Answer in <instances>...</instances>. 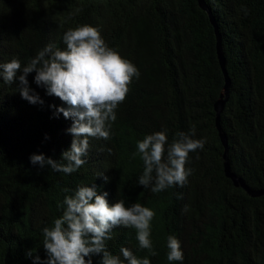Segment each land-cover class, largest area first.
<instances>
[{
	"label": "trees",
	"instance_id": "trees-1",
	"mask_svg": "<svg viewBox=\"0 0 264 264\" xmlns=\"http://www.w3.org/2000/svg\"><path fill=\"white\" fill-rule=\"evenodd\" d=\"M204 2L208 11L198 0H0V61L15 56L24 64L48 42L62 48L68 28L89 24L99 25L109 47L140 73L117 106L109 139L90 138L88 162L71 175L28 162L32 153L55 160L68 148L71 121L48 107L62 102L32 83L34 73L27 79L43 107L0 83V264H31L24 252L32 248L43 258L41 229L60 214V188L91 183L108 192L109 203L125 199L154 211L151 264H168L169 234L180 241L182 264H264V194L250 196L224 168L228 162L248 189L264 191V0ZM219 101L225 102L218 128ZM161 128L169 140L194 128L206 142L189 153L185 185L152 194L136 186L142 162L131 153L137 140ZM105 243L116 255L121 246L148 255L131 229H114Z\"/></svg>",
	"mask_w": 264,
	"mask_h": 264
},
{
	"label": "clouds",
	"instance_id": "clouds-1",
	"mask_svg": "<svg viewBox=\"0 0 264 264\" xmlns=\"http://www.w3.org/2000/svg\"><path fill=\"white\" fill-rule=\"evenodd\" d=\"M71 15V13H70ZM62 48L48 42L22 64L13 56L0 61V83L13 86L19 97L29 105L44 106V100L29 85L44 91L45 96L57 97L63 106L49 105L53 117L70 120L65 129L71 136L67 149L58 159L44 153H32L28 162L39 169L71 175L88 162L89 139L108 140L117 106L125 99L129 85L139 78V70L114 48L109 47L99 25H77L68 28L61 37ZM45 135V139H47ZM204 137L195 138L194 128L187 133L176 132L168 139V130L145 134L135 142L131 158H139L142 170L136 186L152 194L187 183L192 169L189 153L203 149ZM104 183L109 178L98 172ZM62 199L55 206L60 213L50 226L41 229L43 258L37 249H26L24 256L31 264H151L156 256L151 239L154 211L139 202L126 203L118 199L109 203L108 192L100 191L94 183L79 184L74 189L61 187ZM180 195L177 194V199ZM134 232L137 249L148 255L138 256L131 247L121 246L119 254L111 253L106 241L112 239L116 228ZM165 259L168 264H182L181 244L174 234L165 239Z\"/></svg>",
	"mask_w": 264,
	"mask_h": 264
},
{
	"label": "water",
	"instance_id": "water-1",
	"mask_svg": "<svg viewBox=\"0 0 264 264\" xmlns=\"http://www.w3.org/2000/svg\"><path fill=\"white\" fill-rule=\"evenodd\" d=\"M198 3L202 9L208 11V8L206 7L204 0H198ZM211 21L214 24L213 19H211ZM215 34H216V51H217L218 61H219V64L221 66V69L225 75V82H226L225 93L227 94V90L229 87V79H228V77L226 75V71H225V59H224V56H223V53L221 50V40H220V37H219L217 30H215ZM224 102L225 101H219L215 105V110H216V114H217V125L219 123L220 114L224 108ZM218 128H219V125H218ZM220 131H221V129H220ZM220 137H221L223 144L225 145L224 134H222L221 132H220ZM224 168H225L226 176L233 181V184L235 186H241L242 188H244L250 196L255 197V196H260V195L264 194V191H252V190L248 189L240 179L236 178L235 175L231 173L228 162H225Z\"/></svg>",
	"mask_w": 264,
	"mask_h": 264
}]
</instances>
